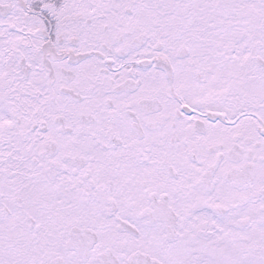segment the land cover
Listing matches in <instances>:
<instances>
[{
	"label": "snow or ice",
	"instance_id": "snow-or-ice-1",
	"mask_svg": "<svg viewBox=\"0 0 264 264\" xmlns=\"http://www.w3.org/2000/svg\"><path fill=\"white\" fill-rule=\"evenodd\" d=\"M0 264H264V0H0Z\"/></svg>",
	"mask_w": 264,
	"mask_h": 264
}]
</instances>
